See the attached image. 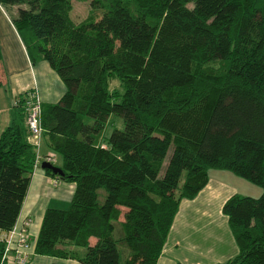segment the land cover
<instances>
[{
	"label": "trees",
	"instance_id": "trees-1",
	"mask_svg": "<svg viewBox=\"0 0 264 264\" xmlns=\"http://www.w3.org/2000/svg\"><path fill=\"white\" fill-rule=\"evenodd\" d=\"M12 6H23L10 22L29 60L63 86L56 103L40 104L62 175L42 170L74 185L66 209L44 211L32 253L155 264L179 202L218 170L261 189L223 203L237 248L223 264H264V0H93L101 13L78 23L70 0H0ZM23 103L0 130L4 234L34 170ZM111 116L122 128L104 135ZM3 248L0 264H14Z\"/></svg>",
	"mask_w": 264,
	"mask_h": 264
},
{
	"label": "crops",
	"instance_id": "crops-1",
	"mask_svg": "<svg viewBox=\"0 0 264 264\" xmlns=\"http://www.w3.org/2000/svg\"><path fill=\"white\" fill-rule=\"evenodd\" d=\"M28 91L37 93L41 104H54L63 94V86L44 61L31 63L10 20L0 19V130L17 112L11 101L17 98L20 102ZM48 152L42 136L37 154L42 156ZM207 176L206 185L193 199L179 202L155 264H223L237 254L221 207L228 198L239 195L236 185L242 183L226 171L211 170ZM246 188L249 189H240L246 191ZM73 191L72 183L51 179L40 167L32 171L14 224L20 228L23 223H28L25 226L30 243L27 264H78L32 253L44 211L66 209ZM4 235L0 232V238ZM94 242L92 238L88 240L89 245Z\"/></svg>",
	"mask_w": 264,
	"mask_h": 264
},
{
	"label": "built area",
	"instance_id": "built-area-1",
	"mask_svg": "<svg viewBox=\"0 0 264 264\" xmlns=\"http://www.w3.org/2000/svg\"><path fill=\"white\" fill-rule=\"evenodd\" d=\"M40 99L35 92H29L25 94L23 111L25 114V125L27 128V135L25 141L35 149V161L33 169L37 168L41 163L51 165L55 163V157L48 153L42 157H38L37 150L39 142L41 140L43 130L40 127ZM17 105V99L11 101V106ZM25 226L28 223L25 222L20 228L13 226L4 237L0 238L4 242L3 256L2 258L8 259V253L11 251L14 254V258H11V262L14 264H27L28 251L30 249V243L26 235Z\"/></svg>",
	"mask_w": 264,
	"mask_h": 264
},
{
	"label": "rangeland",
	"instance_id": "rangeland-1",
	"mask_svg": "<svg viewBox=\"0 0 264 264\" xmlns=\"http://www.w3.org/2000/svg\"><path fill=\"white\" fill-rule=\"evenodd\" d=\"M91 1H93V0H70L71 10L69 13V18L73 23L80 22L81 20L86 18L89 14H92L93 16H97L101 13V11L99 9H92L91 8ZM22 7L23 6L0 7V19H9V20L14 19V17L16 16V13H15L16 9L22 8ZM36 95H37V93H36ZM38 99H39V97H38ZM23 113H24V111H23ZM109 118L113 120L114 125H116V121L119 124L116 126H112V120H111L109 122V124H107L104 127V130H103L104 135H108L114 128L115 129L117 128L118 130H120L122 128V123H121L120 118H118L116 116H111ZM234 177L243 185V186L239 185V184H238V186L236 185L237 192H239V195H242L245 197L257 198L261 194V189L258 188L257 186L252 185L250 183H247L244 180H242L236 176H234ZM230 183L235 184L236 182L230 181ZM244 186L249 187V189L246 188V191H244L243 189H240L241 187L245 188Z\"/></svg>",
	"mask_w": 264,
	"mask_h": 264
},
{
	"label": "water",
	"instance_id": "water-1",
	"mask_svg": "<svg viewBox=\"0 0 264 264\" xmlns=\"http://www.w3.org/2000/svg\"><path fill=\"white\" fill-rule=\"evenodd\" d=\"M40 168L44 170H48L50 171V173L57 175V176L62 175L60 169H58L57 167H53L51 165L45 164V163L40 164Z\"/></svg>",
	"mask_w": 264,
	"mask_h": 264
}]
</instances>
